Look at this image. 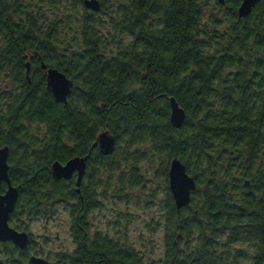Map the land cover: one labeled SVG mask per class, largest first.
<instances>
[{"label":"trees","instance_id":"obj_1","mask_svg":"<svg viewBox=\"0 0 264 264\" xmlns=\"http://www.w3.org/2000/svg\"><path fill=\"white\" fill-rule=\"evenodd\" d=\"M83 1L0 0V148L18 191L9 225L29 236L24 249L0 241V264H50L29 227L59 207L72 238L55 253L61 264H263L264 0L241 17L242 0H97L98 10ZM47 68L72 82L65 102ZM171 97L185 113L178 128ZM102 131L115 139L109 153ZM85 155L78 190L75 173L53 178V162ZM173 158L195 181L179 209ZM156 182L158 246L93 228L102 199L148 190L151 206Z\"/></svg>","mask_w":264,"mask_h":264},{"label":"water","instance_id":"obj_2","mask_svg":"<svg viewBox=\"0 0 264 264\" xmlns=\"http://www.w3.org/2000/svg\"><path fill=\"white\" fill-rule=\"evenodd\" d=\"M223 3L224 0H217ZM260 0H242L238 7V16H246L251 9ZM85 8L91 10L99 9V2L97 0H84ZM46 68L45 65H42ZM26 70H28V63H26ZM46 84L51 90V93L57 102H65L67 96L70 94L72 82L67 79L61 72L55 68L46 69ZM170 102V121L176 128L183 123L185 113L178 105L177 101L171 97ZM115 144L114 137L102 131L98 134L97 145L103 153H109L113 150ZM8 148L3 146L0 148V190L1 184L5 183L6 188L0 191V241H10L20 249H24L29 241V236L25 231H18L9 225V216L13 211L17 198V188L12 186L8 176ZM87 155L79 157L75 156L67 160L64 164L55 161L51 165L52 176L55 179H69L76 174V188L79 189L82 177L85 173ZM168 185L172 194L175 206L179 209L189 204L190 194L195 189L194 178L186 173L185 166L177 159L173 158L170 161L168 170ZM29 262L32 264H48L47 260L42 257L30 256Z\"/></svg>","mask_w":264,"mask_h":264},{"label":"rangeland","instance_id":"obj_3","mask_svg":"<svg viewBox=\"0 0 264 264\" xmlns=\"http://www.w3.org/2000/svg\"><path fill=\"white\" fill-rule=\"evenodd\" d=\"M157 194L155 204L149 206L147 203L148 190H135L132 200L126 202L118 201L114 197L101 200V206L91 213L90 219L93 228L112 234L119 231L127 240L133 241L136 247L147 245V240L155 246L161 243V231L150 230L151 219H155L162 213L160 210L161 190L160 182L150 184ZM157 185V187H156ZM108 196V195H107ZM30 231L37 244L50 256V264H61L55 253L64 247H72L69 218L67 212L61 207L56 213L44 219L30 221ZM148 241V242H149ZM240 247L245 248L246 244Z\"/></svg>","mask_w":264,"mask_h":264},{"label":"flooded vegetation","instance_id":"obj_4","mask_svg":"<svg viewBox=\"0 0 264 264\" xmlns=\"http://www.w3.org/2000/svg\"><path fill=\"white\" fill-rule=\"evenodd\" d=\"M99 230V229H98ZM103 232V231H102ZM264 264V263H263Z\"/></svg>","mask_w":264,"mask_h":264}]
</instances>
